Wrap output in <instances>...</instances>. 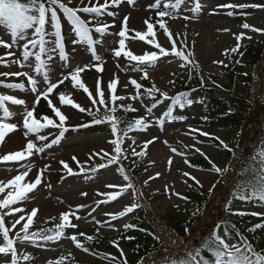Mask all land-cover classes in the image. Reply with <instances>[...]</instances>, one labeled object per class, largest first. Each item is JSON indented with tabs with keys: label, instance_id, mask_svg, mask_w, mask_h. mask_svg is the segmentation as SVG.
Returning <instances> with one entry per match:
<instances>
[{
	"label": "rangeland",
	"instance_id": "obj_1",
	"mask_svg": "<svg viewBox=\"0 0 264 264\" xmlns=\"http://www.w3.org/2000/svg\"><path fill=\"white\" fill-rule=\"evenodd\" d=\"M85 2L87 3V0H85ZM78 3L79 0H73L74 5ZM153 3V0H135L134 6H130L125 2L119 7L108 9L115 13L114 18L105 15L94 20L93 24L88 25L89 28L93 29L90 36L92 40L95 41L93 44L94 55L99 56L101 58L100 62L103 64L104 71L102 73H97L94 70L93 65L96 61L93 60V50L88 48L87 43H77L75 46L73 45L72 41L75 39V35L71 29L70 23L64 19L61 14L63 40L67 39L71 42L64 44L67 53L65 58L61 60L57 57L55 61L52 62V67L49 70V78L51 81L55 82L60 79L62 73L88 65L90 70L82 73V79L93 95H95L97 77H100L102 79L101 87L104 89L105 96L107 97V82L112 79L114 75L119 77L118 94H134L135 89L131 85L128 86L126 91L123 86L128 83L130 78L136 79L144 86L145 80L141 79L143 75L142 71L118 67L119 61L113 55L112 50L118 47L120 37L117 36L116 39H111L109 33L101 36L94 31V26L100 22H107L109 24L114 23L115 26L110 27L108 31L118 33L122 26L123 17L127 15L129 17L127 26L130 30L145 31V20L152 17L151 22L155 23L153 19H156V11L149 10V5ZM229 3L237 5H264V0H200L201 9L196 13L198 18L188 20L183 19V16L193 14L189 11L190 5L186 3L181 6L179 9V18H166V20L174 37L176 33L181 34L180 40H184L188 45L185 54H187V51L193 53L192 57H190L192 63L187 67L181 68L180 65L183 61L178 57L172 55L165 56L158 60L154 66L148 68V79L152 83H155L162 91H166L171 97L181 85L188 83L197 74L203 77L205 85H219L232 97L237 98L246 93V87L242 84L243 80L252 76L254 80L252 104L255 110L252 112L254 120L251 122L250 128L254 131L251 132L250 139L243 142L238 140L233 132L204 128L200 125L198 119V117L203 114L204 106L202 103H195L191 107L192 114L182 124L167 122L162 125H157L151 130L136 132L134 134L132 138L135 139L136 145H132L130 140L128 143V152L130 154L131 147L136 146L137 151H140L143 148L144 141L156 138L154 143L148 145L144 156L134 157L129 161L130 164L135 165L139 173L146 171V174L141 179H135L122 163L120 165H112L92 171L98 164L106 163V160H101L99 157L89 159L90 155L95 152H100L101 150L112 151L113 146L109 144V140L113 137L107 132L93 136L74 134L68 137L67 134H63L58 143L46 148L42 153L37 154L33 152L30 157L18 163H0V182L4 183L6 179L14 177L30 167L37 169L41 167V164L44 165L45 162H47L45 166H48V168L43 173L41 184L34 191L28 193L27 198L23 202L16 205V207L24 208L25 212L28 213H30L33 208L38 209L37 216L34 218V223L29 229L30 233L42 232L43 235H54L53 233L56 230V226L61 223L60 215L64 212L59 211L56 213L55 211L45 208L44 204L46 201L63 205L62 207L65 209V212H75L77 206L85 205L83 209L76 212L82 219L77 221L73 218V223L78 224L77 228H69L63 238L59 240H48L42 247L29 241L21 242L16 238L15 233L20 229L21 225H17L16 229L10 231V238L16 239L19 264H48V261H57L61 257H63V264H72L75 261H80V264H119V256L121 254L118 248L113 246L112 242L117 241L118 235L124 229V225L128 222L133 212L115 220H111L106 214H117L126 206L133 203H139L140 206L142 204L144 205L148 216L154 223L158 236L163 242V253L166 255L165 257L173 258L179 254L186 253L195 245V238L193 239V237H191L188 242H185L183 238L177 236L169 227L167 218L170 214L172 215L179 210L184 213L190 209L188 201L181 198L184 197L185 194L196 191L198 187L211 194L216 188L221 186V184L232 186L234 179L246 172L245 163L248 158L247 150L249 148H254L259 138L257 131H259L258 124L260 122L257 119L264 117V69L261 70L264 62V52L262 60L255 66L250 64V60L243 53L244 47L246 46L262 47L264 49V32H255L251 30L253 27L256 29H264V7H246L235 10L218 7L219 5ZM192 6L194 7V4ZM229 11H233L234 15H228ZM79 15H81L82 18H86L85 14L80 13ZM203 20L211 21L212 24H214V31H211V33L213 32L215 36H212L211 39H209L208 36L205 37V33H201L202 31L197 28V24ZM181 21L187 23H182ZM244 23L249 24L250 28L244 29L242 27ZM225 29L228 31H224ZM0 33L4 34L3 39L5 41L10 40L8 30L3 24H0ZM185 33L186 40L184 37ZM241 33H244L245 38L239 41V51L231 52L230 50L236 47L238 43L235 37L239 36ZM132 34V32H129V36ZM156 36L162 47L166 43L169 45L171 44L163 31L158 29V26ZM247 37H251V39ZM180 40L177 41L178 49L180 48ZM126 43L134 54H143L144 52L155 50L138 39H130L126 41ZM165 49L171 51V45L169 48ZM208 50L214 51L208 52ZM226 50L229 51L226 52ZM6 51V49L0 47V53ZM16 51L17 56H19V51ZM15 58L16 57H13V59ZM214 61H223V64L228 66L224 67L222 64L214 63ZM236 61H240V63H236ZM32 63L33 67L21 69L18 65L12 64L9 61V66L6 68L0 67V72L28 71L29 74L35 75L34 61ZM243 73H248V75L245 76ZM259 76L263 77L262 92L259 96H256L255 91L258 85L257 80L260 78ZM37 80L39 85H43L44 81L40 76H37ZM170 80H174L175 84H169ZM0 81H3L5 84L16 83L18 81L26 82L24 77L17 79L15 77L5 78L2 76H0ZM60 92L70 95L76 103L86 109L93 106L91 101L87 99L86 95L81 90L72 87L70 81H65L64 84L60 85L50 98L68 117L66 121V127L68 129L77 128L82 125L83 122L93 119L87 113H81L69 106H61L58 99V94ZM0 95H11L26 100V105L24 106L12 105L10 102H5V107L8 108L10 114V119L6 122L20 125L19 130L13 133H19L25 138V130L22 127L23 113L33 107L35 95L28 90H16L13 93H5L1 90V86ZM123 103H132L133 107L138 108L139 111L131 112L136 116L140 117L145 115V109L140 106L139 102L125 100ZM144 103L146 105H151L146 98H144ZM35 111L38 118L43 115H53L47 102L43 99L40 100ZM93 111H95V108H93ZM100 111L102 113L103 108H101ZM117 113L120 114L122 111H118ZM163 113L164 104H160L159 107L153 110V115L149 116L148 120L157 121V118L162 117ZM3 115L4 113L2 109H0V117ZM190 129H199L200 131L207 132L213 137H219V140L211 139L208 136H201L198 132H190ZM47 131L49 133H54L55 138H57L60 135L61 129L47 128L42 130L40 135L46 136ZM13 133L6 137L3 144H0V157L11 153L8 150V144L11 141L10 137ZM28 139L33 140L38 147H42L44 144H50L52 141L49 138L46 141H38L34 135H29L26 141ZM220 140L236 150L235 160L229 157L230 153L220 145ZM165 141H167V144L164 143ZM122 147H124V145ZM197 148L205 155H201L200 152L196 151ZM172 149H175L176 152H173ZM205 156L208 157V163L210 160L221 168L230 166L229 171L224 173L223 176H220L210 170L211 164L205 167L191 163V161L196 158L205 159ZM52 157L63 158L69 167L73 169L75 174L69 175L62 165L50 161ZM73 157H76V160L83 166V173H81L80 167H78L76 161L72 159ZM169 159L172 160L171 166H169L168 163ZM186 160L188 163H185ZM121 165L125 169L124 174L129 176L133 188L122 193L118 200L107 202V198L103 195H98V193L118 191V189L115 188H108L107 185L109 184L125 186L128 183V181L123 180V175L118 172V168ZM45 166H43V169ZM241 170H243V172ZM185 172L189 173L191 177H195V180L184 176L183 173ZM37 174L35 172V176L31 177L32 181ZM157 174H159L157 178L149 179L150 177H156ZM57 176H61L62 178L57 179ZM145 181H148L147 185H145ZM196 181H199V184H197ZM214 184L215 188L212 187ZM166 185L168 187L167 192L165 191ZM133 189L135 190V195H133ZM210 189H212L211 192ZM81 193H87V195H81ZM173 193H178L179 195H174ZM4 196L5 194L0 193V199ZM93 196H95V198H92ZM235 212L246 213L242 216L236 215L239 219H253V228L258 223H264V215L257 217L251 214H264V205L252 204L249 206H242L236 208ZM24 214L25 213H15L14 215L5 216V226L11 228L15 219ZM96 221L100 223L97 224ZM22 223L23 221L21 224ZM79 233H84L85 235L89 233V236L93 237L92 241H94L96 236H100L108 242L102 245L99 251L88 250L85 252L83 249L77 248L75 244L67 238L70 234H77V239L86 248L85 245L88 240H86L84 236H79ZM21 235H23V233H21ZM198 235L199 233H197V236ZM251 239L255 246L264 248V228L252 231ZM174 240L176 241L175 244H173ZM2 243L3 238L2 234H0V245H2ZM228 243L231 245L234 242L232 239H229ZM119 249L123 250V258H129V251L120 245ZM24 256H30L32 259L25 261L23 259ZM112 257L116 259L112 260ZM10 260V254L8 256L0 254V264H10ZM152 263L151 259H145L139 264Z\"/></svg>",
	"mask_w": 264,
	"mask_h": 264
},
{
	"label": "snow or ice",
	"instance_id": "obj_2",
	"mask_svg": "<svg viewBox=\"0 0 264 264\" xmlns=\"http://www.w3.org/2000/svg\"><path fill=\"white\" fill-rule=\"evenodd\" d=\"M127 3L130 6H134L135 0H79V3L74 5L73 0H0V24L6 26L8 33L10 35V40L5 41L3 39V33H0V47H3L7 51L0 53V67H8L9 61L12 64L18 65L21 69L26 67H33V61L35 65V75L29 74L28 71H17V72H0V76L5 78L15 77L19 79L24 77L28 86L24 82L20 83H7L0 81V86L6 87L8 89L14 90H30L32 94L35 95V100L33 101V107L30 110H26L23 113L22 127L25 130L24 136L27 139L29 135H34L38 141H46L47 136L40 135L41 131L47 128H59L61 129L60 135L52 140L50 144H44L42 147H38L33 140L28 139L25 148L21 151L14 153H8L0 157V163H18L30 157L33 152L39 154L42 153L46 148L58 143L59 139L62 138L63 133L69 129L66 127V121L68 117L57 107L52 99L50 98L60 85L64 84L65 81H70L74 89L81 90L87 97L93 107L84 108L80 104L76 103L70 95H66L64 92L58 94V99L61 106H69L73 109L78 110L81 113H87L93 119L90 124L80 125L79 127H89L92 125H99L107 123L110 125V131L112 139L109 140V144L113 146L112 151H104L92 153L89 159L93 157H99L101 160H106V163H100L92 171L103 169L112 165H120L122 159H127V149L122 146L125 140H131L132 145H136V141L129 134L132 132L147 131L149 127L152 126V122L148 120L149 116L153 115V110L159 107L164 101H170L169 108L172 106H179L181 108L185 106H191L194 102L189 98L187 92H181L174 96H169L166 91H162L152 83L151 87L145 88L136 79L130 78L128 83L123 87L125 91L128 86L131 85L135 89V93L131 95H121L118 94L117 89L119 85V77L115 76L107 82V97L105 96V91L101 87L102 79L97 77L96 80V90L95 95L90 91L89 87L84 83L82 79V73L90 70L88 65L82 67H77L66 73H62L61 78L55 82H52L49 78V70L52 67V62L55 61L57 57L61 60L67 55L66 48L63 43V31H62V18L66 19L70 25L71 29L75 35V39L72 41L75 46L77 43L84 44L87 43L88 48L93 50V60L96 63L93 65L94 70L97 73H102L104 71L103 64L100 62L101 58L94 55L93 44L95 41L92 40L90 33L93 29L89 28V24H93L94 20H97L103 16L115 17L113 11H109L110 8L119 7L123 3ZM189 4V11L192 15H185L183 19H197L196 13L201 9L200 0H154L152 5H149V10L156 11L155 23L151 22L152 17H149L144 21L146 26L145 31L130 30L128 28L129 17L125 15L122 20V26L117 33L120 37L118 41V47L113 49V55L115 58L119 59L123 57L129 62V65H136L137 67L133 70L142 71L143 75L141 79L147 80L148 68L156 64V62L165 56H175L178 57L183 63L180 65L181 68L187 67L192 63L190 57L193 53L185 50L188 45L184 40H180L181 34H174L170 31L166 18H179V9L184 4ZM194 4V7L192 6ZM71 5V6H70ZM83 5V6H80ZM218 7L227 9H243L246 7H264V5H247V4H225L219 5ZM80 13L85 14L86 18H82ZM228 15H234L233 11H229ZM115 24H109L107 22H100L95 24L94 31L101 36L108 34V29L114 27ZM157 26L159 30H162L166 35L167 39L171 42V51L165 49L157 40L156 31ZM244 29H249L250 25L244 23L242 25ZM255 32H264V29L251 28ZM224 31H228L225 29ZM129 32L133 34L129 36ZM186 40V33L184 34ZM238 41L237 46L232 48L231 52L239 51V41L244 39V33L235 37ZM251 39V37H247ZM130 39H138L145 42L147 45L155 49L151 52H144L143 54H134L129 48L126 41ZM180 40V48H177V41ZM15 49V50H14ZM20 55L17 56V51ZM229 50H226V52ZM242 55V54H241ZM13 57H16L13 59ZM214 63L222 64L224 67L228 65L223 64V61H214ZM240 63V61H236ZM119 67V65H117ZM146 66V67H140ZM175 75V74H173ZM247 76L248 73H243ZM37 76H40L44 83L39 85ZM190 78V77H189ZM169 84H175L174 80H170ZM201 87L204 85L203 77H200ZM219 86V85H218ZM143 90V91H141ZM159 96V99H157ZM144 98H147L153 103L151 105H146L144 103ZM43 99L47 102L48 107L51 109L52 116L43 115L39 118L36 114V106L39 105L40 100ZM129 100L133 102H139L140 106L145 109V115L132 120L126 121L124 117L117 116L118 111H122L127 114L129 112H137L138 108L133 107L132 103L124 104L123 101ZM5 102H10L12 105L24 106L26 105V100L23 98H16L11 95H0V109H2L4 115L0 117V144H3L6 137L11 133L19 130L20 125L6 122L10 119L9 110L5 107ZM119 102V103H118ZM95 108V111H93ZM101 108L103 112L101 113ZM163 117H170L174 119L171 111H165ZM163 117H158L162 119ZM123 125V127H121ZM190 132H198L201 136H208L211 139L219 140V137H213L207 132L200 131L199 129H190ZM156 138L149 139L143 142V148L137 151V147H131V155L133 157H142L146 154V150L149 144L155 142ZM167 144V141L164 142ZM199 143V141H198ZM220 145L223 146L225 150L232 153L235 158L236 150L229 147L224 141H219ZM238 148V145H237ZM176 152L175 149H172ZM200 152V149H196ZM179 154V153H177ZM201 155H205L200 152ZM76 161L78 167H80L81 173H83L84 168L80 165V162L76 160V157L72 158ZM205 159H208L205 156ZM169 166L172 164V160L168 161ZM185 163H188L186 160ZM61 164L65 170H67L69 175L75 174L73 169L69 165L61 161ZM211 164V171L223 176L224 173L229 171L230 166H225L221 168L215 163L209 160ZM191 166V165H190ZM253 166L255 171L250 174V184H241V189L245 191L250 190L251 196L249 195H237L239 198L245 202L250 201V199H258L259 201H264V159L257 157L253 160ZM48 166L41 169L37 174L35 179L30 182H25L29 174L28 171L21 172L17 174L14 178L8 181L7 185L0 182V193H4L5 189H10L7 194L0 199V234H2L3 243L0 245V254L8 256L10 254L11 260L10 264H19L17 258V247L16 239L10 238V231L16 229L17 225H21L20 229L16 231V238L21 242L29 241L35 243L37 239L41 240H59L65 236L66 229H75L78 224L73 223V218L77 221L81 220L82 217L76 214L79 210L83 209L85 205H79L76 211H68L61 213L60 220L61 223L56 226V231L54 235H43L42 232H31L29 229L34 223V218L37 216L38 209L33 208L30 213L25 212L24 208L16 207V205L23 202L28 193L34 191L42 182V176L44 171H46ZM243 172V170H241ZM118 172L123 175V180L128 181L127 185L121 186L118 184H109L108 188L118 189L116 192L109 193H98V195H103L107 198V202L115 201L120 198L122 193L127 192L128 189L133 188V184L130 181L128 175L124 174L125 169L121 165L118 168ZM184 176L195 180V177H191L189 173H183ZM156 177H150L149 179H155ZM219 182V181H217ZM148 181H145L147 185ZM199 184V181H196ZM215 188V184L212 186ZM212 189H210L211 192ZM239 193V189H234ZM165 191H168L167 185L165 186ZM174 195H179L178 193H173ZM81 195H87V193H81ZM133 195H135V190L133 189ZM142 195V193H141ZM186 199L184 197H181ZM140 207L139 203H133L126 206L121 212L117 214L107 213L111 220L121 218L129 213L135 211ZM230 208V205L228 206ZM6 210V211H5ZM15 213H25L20 215L19 218L15 219L12 223L11 228L5 226L4 217L14 215ZM235 215H245L244 212H234ZM254 216L260 217L261 213H251ZM23 223L21 224V222ZM99 224V221H96ZM107 223V222H106ZM125 229L135 228L133 225H124ZM264 228V223H258L254 226L252 231ZM51 231V230H48ZM187 232L188 230L185 229ZM23 233V235H21ZM79 236H84L88 241H92V236H87L84 233H79ZM77 248L83 249L85 252L88 251L82 243L77 239V234H70L68 237ZM158 239V237H154ZM127 239L132 240L134 237H127ZM176 241H173L175 244ZM114 247H117L120 251L121 257H124L122 249H119V242H112ZM207 253V256H205ZM25 261L32 259L30 256H24ZM115 260V257L111 258ZM143 260V258H142ZM166 264L168 261L171 264H264V253L257 252L253 249L251 243L247 241L246 238H241L237 243L229 245L226 240L219 236V225L214 229V235L207 238L206 247L196 246L193 250L186 252L183 256L178 258H165ZM48 264H63V257L57 261H48ZM123 264H127L126 257L123 260ZM153 264H156L154 261Z\"/></svg>",
	"mask_w": 264,
	"mask_h": 264
},
{
	"label": "trees",
	"instance_id": "obj_3",
	"mask_svg": "<svg viewBox=\"0 0 264 264\" xmlns=\"http://www.w3.org/2000/svg\"><path fill=\"white\" fill-rule=\"evenodd\" d=\"M22 2H26V0H22ZM263 50L262 47L246 46L244 47L243 53L250 60V64L255 66L262 59ZM124 63L130 66L128 61L124 60ZM131 66L137 67L134 64ZM200 77L196 74L188 84L180 87L181 92H187L189 98L193 101L201 100L205 102V112L200 118V123L207 129H220L233 132L243 142L249 140L251 132L254 131L250 128V124L254 120L252 112L255 110L252 104V89L254 85L252 76L243 80L242 84L246 87V93L237 98L232 97L222 87L217 85L210 86L204 83L203 87H201ZM145 86L147 88L151 87V83L147 80ZM181 92H177V94ZM157 99H159V96H157ZM187 110L188 106L183 108L172 106L168 109V111L172 112L173 116L177 115L178 117L186 113ZM116 115L124 117L126 121L138 118L132 113L125 114L122 112L121 114L116 113ZM257 120L260 122L258 124L259 131H257L259 138L257 139V145L247 150L246 172L237 176L232 186L221 184L211 194L201 188H198L195 192L185 194L190 209L184 213L179 210L172 215L170 214L167 218L169 227L178 236L184 237L186 240L191 237L193 239L195 238V245L189 251L193 250L196 246L206 247L207 238L214 235V229L219 225V236L224 238L227 243L229 239L237 243L243 237L251 243L255 251L264 253V248L255 246L251 239L253 219H239L235 214H232L236 208L242 206L264 204V201H259L254 198L248 202L236 198L238 194L251 196L250 190L245 191L240 186L241 184L251 183L250 174L252 171H255L253 160L257 157L264 159V117ZM91 121H86L84 124H90ZM104 131H108L111 134L110 125H92L76 130L80 135H90ZM133 133L129 135L132 137ZM127 140H125V143ZM127 157V159H122L123 164H127L131 159V155L127 154ZM229 157L235 160L232 153H230ZM191 163L200 166H209L208 160L204 158H196ZM128 168L137 178H141L145 174V172L138 173L134 165H129ZM234 189H239V193ZM229 205L230 208L228 207ZM127 224L133 225L135 228L124 229L118 236L119 245L130 252L129 258H126L127 264H139L142 258H151L152 262L155 261L156 264H166V255L163 253V242L143 207H138L133 212ZM185 229L188 231L186 232ZM197 233H199V236H197ZM87 236H89V233ZM127 237H134L135 239L129 240ZM154 237H158V239ZM41 242L44 243L45 241ZM107 242L106 239L96 236L94 241H87L85 246L90 251H99L100 247ZM184 254H179L173 258H178ZM205 256H207V253H205ZM123 260L124 258L120 255V264H123ZM73 264H80V262L76 261ZM168 264H171V262L168 261Z\"/></svg>",
	"mask_w": 264,
	"mask_h": 264
},
{
	"label": "bare ground",
	"instance_id": "obj_4",
	"mask_svg": "<svg viewBox=\"0 0 264 264\" xmlns=\"http://www.w3.org/2000/svg\"><path fill=\"white\" fill-rule=\"evenodd\" d=\"M181 22L182 23H187L185 21H181ZM193 25H195V24H193ZM197 25H198L197 28H199L202 31L201 33H203V32L205 33V37L208 36L209 39H211L212 36H215V34H213V32L211 33V31H214L213 30L214 29L213 28L214 24H212L211 21L203 20L202 22H199ZM216 37H217V35H216ZM170 45L166 43L165 45H163V47L164 48H169ZM210 51H214V50H208V52H210ZM262 69H264V62H263L262 67H261V70ZM259 77L260 78L257 80V82H258L257 89L255 91V95L256 96H259L261 94V92H262L263 77L262 76H259ZM10 140L11 141L8 144L9 145V149L8 150L11 153L12 152H17V151L23 150L25 148L26 143H27L26 139L23 138V136L21 134H19V133H15V134L13 133L11 135V137H10ZM50 161H52L53 163H58L59 165H62L61 164V161L66 162L63 158H58V157H52L50 159ZM46 163L47 162H45V164ZM45 164L44 165L41 164V167H39L37 169H33V168L30 167L29 169H31V170L29 171V174H28L25 182L32 181V178L31 177L32 176H35L34 175L35 172H36V174H37V172L39 173L40 170L43 169V166H45ZM29 169H26V171H28ZM14 177H10V178L6 179L3 184L7 185L8 181H10ZM9 190L10 189L6 188L5 189V192L2 193V194H5L6 195ZM92 198H95V196H93ZM44 205H45V208H47V209H49L51 211H55L56 213L59 212V211L65 212V209L62 207L63 205H61V204H54L51 201H46Z\"/></svg>",
	"mask_w": 264,
	"mask_h": 264
}]
</instances>
